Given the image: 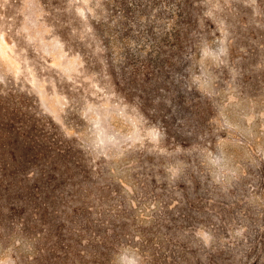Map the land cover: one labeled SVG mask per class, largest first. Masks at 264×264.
<instances>
[{"label":"rangeland","instance_id":"374dc122","mask_svg":"<svg viewBox=\"0 0 264 264\" xmlns=\"http://www.w3.org/2000/svg\"><path fill=\"white\" fill-rule=\"evenodd\" d=\"M0 264H264V0H0Z\"/></svg>","mask_w":264,"mask_h":264}]
</instances>
